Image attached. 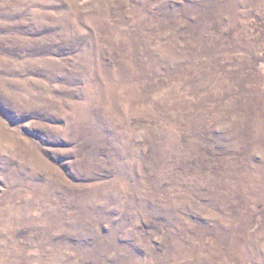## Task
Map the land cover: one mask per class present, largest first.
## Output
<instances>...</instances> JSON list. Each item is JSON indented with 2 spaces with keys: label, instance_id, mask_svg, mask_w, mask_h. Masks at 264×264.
Segmentation results:
<instances>
[{
  "label": "rangeland",
  "instance_id": "rangeland-1",
  "mask_svg": "<svg viewBox=\"0 0 264 264\" xmlns=\"http://www.w3.org/2000/svg\"><path fill=\"white\" fill-rule=\"evenodd\" d=\"M0 264H264V0H0Z\"/></svg>",
  "mask_w": 264,
  "mask_h": 264
}]
</instances>
